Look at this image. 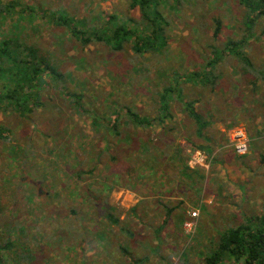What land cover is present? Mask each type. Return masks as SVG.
I'll use <instances>...</instances> for the list:
<instances>
[{
  "label": "rangeland",
  "instance_id": "1",
  "mask_svg": "<svg viewBox=\"0 0 264 264\" xmlns=\"http://www.w3.org/2000/svg\"><path fill=\"white\" fill-rule=\"evenodd\" d=\"M13 1L39 13L61 11L77 19L96 21L99 15L112 14L140 19L130 0H4ZM168 2L161 8L169 22L168 48L142 57L128 48L121 53L103 45L82 49L42 13L31 18L32 25L25 22L29 42L59 61L63 72L73 74L76 82L70 90L85 95L90 113L117 103L153 117L175 76L199 70L212 46L223 51L231 41H244V55L255 69L246 74L245 64L225 55L214 87L180 80L183 97L172 99L173 120L166 121L167 129L125 124L121 136L106 137L96 132L88 113L76 111L55 93L32 122L0 112V125L11 130L9 141L0 140L5 213L46 235L34 247L33 264H131L122 247L150 254L149 264H203L199 253L219 232L264 214V18L248 30L240 0H179V7ZM215 18L222 22L218 39L213 38ZM196 101L201 129L186 108V102ZM237 128L249 139L244 155L231 146ZM108 148L110 154L103 151ZM193 150L205 153L207 168L189 166ZM101 151V165L95 166ZM111 155L119 162H112ZM160 202L182 206L158 237L166 219ZM73 209L79 214H72ZM111 212L120 225L108 219ZM187 222L193 223L192 231L186 229ZM60 236L65 242L56 238ZM155 244L160 252L151 254ZM189 246V260L180 261Z\"/></svg>",
  "mask_w": 264,
  "mask_h": 264
},
{
  "label": "trees",
  "instance_id": "2",
  "mask_svg": "<svg viewBox=\"0 0 264 264\" xmlns=\"http://www.w3.org/2000/svg\"><path fill=\"white\" fill-rule=\"evenodd\" d=\"M168 1L130 0L131 8L138 9L140 12L138 20L123 19L115 14L99 15L95 21V19H77L61 11H42L40 13L47 23L57 25L69 32L72 39L82 49L92 45H103L113 53H121L128 48L134 55L142 57L146 54L163 53L168 48L169 22L161 10L162 5L169 6ZM173 1L174 6L179 7V0ZM240 4L246 10L245 25L248 30H251L256 20L264 18V0H240ZM40 13L36 11V7L29 6L27 8L18 2L6 3L4 0H0V112L11 113L25 122L34 121L37 111L44 108L46 99H52L53 93H55L65 98V102L70 106L73 105L76 111L88 113L92 117L93 128L98 134L106 137L110 133L121 136L125 124L127 127L133 125L138 128L142 127L144 130L152 129L155 126L167 129L166 121L173 120L172 99L178 100L183 97V89L179 85L180 80L214 87L218 79V75L215 74L217 66L224 60L225 55H233L238 61L245 64L248 69L243 67L242 70L246 74L255 70L251 60L244 55V41H231L223 51L212 46V54L199 66V70L188 75L177 74L172 81V87L166 88L161 95L160 105L153 117L142 115L129 107L118 106L117 103H113L101 113L92 108L90 113L91 110H86L85 107V95L70 90V84L76 82L73 74L63 72L59 61L30 43L25 35L27 30L25 22L32 25L34 21H31V18ZM214 24L213 38L218 39L222 31V22L215 18ZM196 105L197 101L186 102L190 118L194 119L201 129L204 124ZM102 131L106 132L101 133ZM9 133H11L10 129L0 125V140L9 141ZM106 142L108 146L112 144L111 140H106ZM103 151L110 154L109 148ZM95 156L99 160L95 166L101 165L102 151ZM109 159L112 162H119V159L112 155ZM107 166L109 167V164ZM110 172H112L111 168ZM81 173L83 174V172ZM91 173H94V170H91ZM126 173H131V171ZM113 175L115 176L114 173ZM116 182L114 180V183ZM86 195H88L87 191ZM49 197H51L50 194ZM159 206L166 211V219L159 226L158 237H160V229L172 221L174 214L182 204L168 206L164 202H160ZM72 211L74 215L79 214L75 209ZM133 211L135 212V209ZM107 217L112 223L120 225L119 218L112 212ZM39 231L37 226H25L20 220L9 218L0 198V264L35 263L37 256L34 247L42 245L46 237L45 233ZM56 238L65 242L64 236ZM159 245L151 246L150 253L158 254L161 249ZM187 248L179 255L180 261L182 258L185 261L189 260V251L192 246ZM203 248H205L203 252L199 253V260L203 264H264V214L255 215L239 226L226 228ZM121 250L123 256L131 264H149L151 262L150 254L130 252L124 247Z\"/></svg>",
  "mask_w": 264,
  "mask_h": 264
},
{
  "label": "built area",
  "instance_id": "3",
  "mask_svg": "<svg viewBox=\"0 0 264 264\" xmlns=\"http://www.w3.org/2000/svg\"><path fill=\"white\" fill-rule=\"evenodd\" d=\"M231 146L235 152L239 155H244L249 149V139L246 131L241 128H237L231 135ZM208 157L201 150H193L189 152V166L192 169L207 168ZM197 212L192 214L193 219L197 218ZM185 227L188 231L193 230V223H185Z\"/></svg>",
  "mask_w": 264,
  "mask_h": 264
},
{
  "label": "crops",
  "instance_id": "4",
  "mask_svg": "<svg viewBox=\"0 0 264 264\" xmlns=\"http://www.w3.org/2000/svg\"><path fill=\"white\" fill-rule=\"evenodd\" d=\"M245 92H248V91H245ZM216 124H218L217 122L214 124V125H216ZM221 125V124H220Z\"/></svg>",
  "mask_w": 264,
  "mask_h": 264
}]
</instances>
